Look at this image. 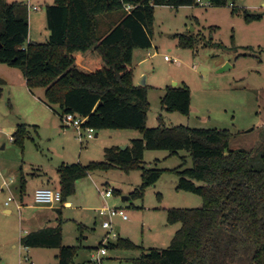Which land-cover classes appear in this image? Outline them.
I'll return each mask as SVG.
<instances>
[{
	"label": "rangeland",
	"instance_id": "obj_1",
	"mask_svg": "<svg viewBox=\"0 0 264 264\" xmlns=\"http://www.w3.org/2000/svg\"><path fill=\"white\" fill-rule=\"evenodd\" d=\"M6 1L30 7L29 41L46 43L49 39L46 7L54 0ZM34 6L38 9H33ZM245 11L261 13L263 18L248 22ZM107 17L99 16L101 33L111 20ZM183 34L198 39L195 49L180 47L179 36ZM152 43L151 48H137L133 53L137 85L145 78L148 87L149 128L162 123L167 127L228 129L234 134L231 151H249L264 141V0L174 9L157 6ZM0 78L5 81L0 97V171L21 204V187L24 179L28 182L21 210L7 216L0 214V264H58V249L32 248L28 253L20 238L28 226L38 230L60 223L63 244L81 247L75 264H136L134 259L140 251L106 248L107 254L100 257L101 261L94 258L102 242L107 245L119 238L129 239L147 250L167 249L181 228V223L168 222L167 210L202 206L201 196L177 189L178 177L172 172L181 165L192 167L190 152L147 150L145 167L161 169L162 177L146 188L142 197L123 201V197H131L142 185L140 170H97L76 182L75 192L65 203L53 205L62 209L61 215L57 211L47 215L49 206L35 203V190L58 188V168L64 162L81 165L103 162L106 148L129 146L142 134L130 129H104L96 130L98 136L94 139L84 137L80 141L78 132L65 126L38 99L45 98L44 89L33 90L35 96L28 90L21 67L0 64ZM168 86L190 88L188 115L162 108L161 98ZM52 107L60 110L57 104ZM19 124L27 125L29 131L22 144L13 139ZM107 189L114 194L105 199L103 192ZM105 206L125 210L128 219L113 217V230L104 228L103 223L109 217L100 215V210ZM19 216L23 219L21 223ZM55 217H61L62 221H54ZM26 219L31 222H25Z\"/></svg>",
	"mask_w": 264,
	"mask_h": 264
},
{
	"label": "trees",
	"instance_id": "obj_2",
	"mask_svg": "<svg viewBox=\"0 0 264 264\" xmlns=\"http://www.w3.org/2000/svg\"><path fill=\"white\" fill-rule=\"evenodd\" d=\"M205 1L224 6L235 0ZM194 5H199L197 0H54L46 7L49 39L37 43L29 41V7L0 0V64L21 67L31 91L44 89L47 105H59L61 115L86 118L84 127L142 134L124 150L106 148L103 162L62 164L61 204L75 192L78 180L97 170H140L142 185L130 196L142 197L162 177L161 169L145 167L147 150L190 152L192 167L181 165L172 172L178 177L177 189L201 196L203 204L167 210L169 223H181L171 245L147 250L119 238L101 247L140 251L136 264H264V141L249 151H231L234 134L228 129L162 123L149 128L148 87L135 83L133 53L152 47L156 7ZM118 11L121 19L101 33L99 16ZM244 15L248 22L263 18L261 13ZM197 42L192 34L179 36L182 48L195 49ZM4 84L0 78V97ZM161 104L168 112L188 115L190 88L168 86ZM28 132L27 125L19 124L14 141L22 144ZM57 211L61 215L62 209ZM22 244L58 249V264H73L81 248L63 244L61 223L29 232Z\"/></svg>",
	"mask_w": 264,
	"mask_h": 264
},
{
	"label": "built area",
	"instance_id": "obj_3",
	"mask_svg": "<svg viewBox=\"0 0 264 264\" xmlns=\"http://www.w3.org/2000/svg\"><path fill=\"white\" fill-rule=\"evenodd\" d=\"M197 3L200 6H211L210 2L205 1V0H197ZM125 8L127 11H129L131 9V6L127 5ZM33 9L36 10L38 9V7L34 6ZM165 59L168 60L169 57L166 56ZM61 120L65 126L72 127L78 132L80 141H83L84 137H87L88 139H94L96 137V130L94 128L84 127V122L86 120V118L84 117H81L74 113H64L61 115ZM4 187L10 190V185L8 182H4ZM113 194H114V191L112 189H107L105 192H103V197L105 199H108L112 197ZM62 199L63 197H62V192L60 189H53L49 187L38 188L36 189L35 194H34L35 203L38 205H46V206L60 205L62 203ZM12 202H15V197L13 196L12 193H10V195L6 198L4 203L6 206H9ZM17 206L19 209L21 208L20 204H18ZM100 215L109 217L108 220H106L103 223V227L110 229L111 231L113 230V225L111 221L113 217L119 216L124 220L128 219V216L125 210L111 209L106 206L100 210ZM112 237L117 238V235L112 234ZM106 254H107V249L104 246L100 249L97 257L94 258V256H92V258H94V260L101 261L100 257Z\"/></svg>",
	"mask_w": 264,
	"mask_h": 264
},
{
	"label": "crops",
	"instance_id": "obj_4",
	"mask_svg": "<svg viewBox=\"0 0 264 264\" xmlns=\"http://www.w3.org/2000/svg\"><path fill=\"white\" fill-rule=\"evenodd\" d=\"M29 9H30V7H29ZM173 9V8H172ZM108 17L107 18H111V20L109 21V23L107 24L106 23V26H105V29H104V32H107L113 25H115V23H117L120 19H121V17H122V14L121 13H111V14H109V15H107ZM107 20V19H106ZM25 77V76H24ZM26 80V79H25ZM135 83L137 84L138 82L135 80ZM139 85V84H138ZM28 90L32 93V94H34V91H31L29 88H28ZM43 93H45V91H43ZM34 96H35V94H34ZM38 99L40 100V101H42L46 106H48L50 109H52L53 111H54V113L56 114V115H58L59 117H60V119H61V114H60V110L59 111H57L54 107H52V106H49V105H47V103L45 102V100L43 99V98H41V97H38ZM98 136V133H96V137ZM63 164H69V163H66V162H64ZM52 177V176H51ZM51 177L49 178V179H51ZM0 178H1V182H0V214H2V215H5V216H7V215H12L13 213H14V211H16V210H21V208H22V205H23V203H25L26 201H25V198H24V196H25V194H26V188H27V184H28V182L26 181V179H24V181H25V187L22 189V187H21V195H22V204L20 203V202H17L16 200H15V202L14 203H11L9 206H6L5 205V200H6V198L10 195V193H12L11 191L12 190H8V189H6L5 187H4V182H7V180L4 178V176L2 175V173H1V171H0ZM35 179V178H34ZM36 189H38V188H36ZM56 189H60V187L58 186V188H56ZM6 191H8L9 192V194H8V192H6ZM36 191V190H35ZM7 193V194H6ZM18 204H20L21 205V208L19 209L18 208ZM67 204H69V203H67ZM49 208V210H48V213H47V215H49V214H55L54 213V211H57L58 210V207H54V206H49L48 207ZM51 210V211H50ZM58 212V211H57ZM57 214V213H56ZM59 214V213H58ZM46 215V216H47ZM19 221H20V223L21 222H23V219H22V216H19ZM32 219V218H31ZM31 219L29 220V219H26V221L25 222H31ZM33 220V219H32ZM54 221H59V218L58 217H55V219H53ZM6 221L8 222L9 220L8 219H6ZM49 222L51 223V219L49 220ZM57 225V224H56ZM46 227H55L54 225L53 226H45V227H41V228H39L38 230H40V229H43V228H46ZM32 231H37V230H32L31 228H29V226L27 227V228H25V235L26 234H28L29 232H32ZM24 235V236H25ZM24 236H22L21 238H20V243H21V245H23L22 244V238L24 237ZM23 247L27 250V252L29 253V251L30 250H32V248H26L24 245H23Z\"/></svg>",
	"mask_w": 264,
	"mask_h": 264
},
{
	"label": "water",
	"instance_id": "obj_5",
	"mask_svg": "<svg viewBox=\"0 0 264 264\" xmlns=\"http://www.w3.org/2000/svg\"><path fill=\"white\" fill-rule=\"evenodd\" d=\"M139 85L140 86H146V80H145V78L142 79V81H140ZM126 148H127V146H121L120 147V149H122V150H124ZM123 201H131V197H129V196L123 197ZM73 264H75V263H73Z\"/></svg>",
	"mask_w": 264,
	"mask_h": 264
}]
</instances>
